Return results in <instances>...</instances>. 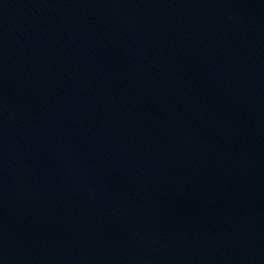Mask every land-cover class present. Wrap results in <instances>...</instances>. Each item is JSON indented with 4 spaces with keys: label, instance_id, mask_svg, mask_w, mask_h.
Returning <instances> with one entry per match:
<instances>
[{
    "label": "water",
    "instance_id": "obj_1",
    "mask_svg": "<svg viewBox=\"0 0 264 264\" xmlns=\"http://www.w3.org/2000/svg\"><path fill=\"white\" fill-rule=\"evenodd\" d=\"M0 264H264V0H0Z\"/></svg>",
    "mask_w": 264,
    "mask_h": 264
}]
</instances>
